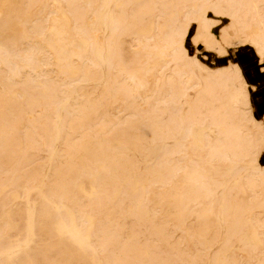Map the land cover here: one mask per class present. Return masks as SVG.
Here are the masks:
<instances>
[{
    "label": "rangeland",
    "instance_id": "rangeland-1",
    "mask_svg": "<svg viewBox=\"0 0 264 264\" xmlns=\"http://www.w3.org/2000/svg\"><path fill=\"white\" fill-rule=\"evenodd\" d=\"M246 1L120 0L119 18L111 19L105 0H82L89 5L85 32L75 34L71 18L63 20L62 43L75 51L76 64L46 71L24 68L10 26L17 12L0 15V264H264V207L250 211L264 195V126L245 121L260 147L248 157L246 146H237L239 155L226 160L220 157L229 152L218 146L222 126L212 119L238 90L237 69L254 108L264 100V63L240 44L246 34L234 23L253 11ZM140 4L148 7L138 11ZM172 31L174 45L157 35L166 39ZM226 34L227 55L216 44ZM160 67L181 83L206 68L207 84L182 100L167 97L166 86L135 105L140 86L148 89ZM7 70L23 78L6 81ZM182 109L214 147H184L186 119L173 132ZM243 166L246 175L262 169V194L241 189ZM69 211L82 242L59 231Z\"/></svg>",
    "mask_w": 264,
    "mask_h": 264
},
{
    "label": "bare ground",
    "instance_id": "bare-ground-1",
    "mask_svg": "<svg viewBox=\"0 0 264 264\" xmlns=\"http://www.w3.org/2000/svg\"><path fill=\"white\" fill-rule=\"evenodd\" d=\"M105 6L109 8L108 17L111 19H118L119 14L114 10L115 6L119 5L120 0H105ZM130 0H125L128 3ZM150 3L154 0H148ZM174 1V0H170ZM178 2H182L186 4L190 0H176ZM192 1V0H191ZM224 2L229 3L232 0H222ZM3 2V1H2ZM249 4L252 5L253 11H249L244 15L237 17L235 26L241 25L238 29L239 34H246L244 37H240V44L248 45L255 49L256 55L258 56L260 64L264 63V0H247ZM82 0H6L2 15L4 12H17V18L11 22V27L16 28L19 40L21 42L22 54L23 58L27 61L28 65H35L37 69L41 71H46L51 67L58 68L62 70V66L64 64H76L75 57L76 53L73 51L69 53V51L63 46V34L65 32L64 27L67 25L66 22H63L67 16L71 18V28L75 34H80L85 32L83 26V10L85 11L86 7L82 6ZM41 5V8L38 13L34 9ZM8 8L7 10L5 8ZM144 7H148L147 5H139L138 11L144 9ZM126 11V10H125ZM152 12L153 10H149ZM123 8L120 9V15L123 13ZM252 13V14H251ZM136 14V13H134ZM251 14V16H249ZM201 15V14H200ZM177 13L175 12V17L177 18ZM249 16V18H248ZM163 18L162 16H160ZM201 17V16H200ZM175 19V18H174ZM94 18L88 21V25L93 24ZM232 21V20H231ZM159 26V24H157ZM200 27V26H199ZM247 28H251L252 31L246 33L244 30ZM192 29V28H191ZM196 31V30H194ZM55 32V33H54ZM72 33V32H71ZM70 33V34H71ZM176 32L172 31L166 39L163 37L164 34L158 33L157 35L161 39L162 42L166 44L174 42V34ZM199 34V33H198ZM227 34L221 38V40L217 41L216 44L219 46L223 53L226 55L229 54L228 49H224L223 45L226 43ZM77 39V38H76ZM155 41V40H154ZM239 42V41H238ZM139 43L142 45H146V40H141ZM158 43V42H157ZM202 45V44H201ZM111 55L112 58L115 57L118 53L115 50V43L111 44ZM172 56L175 58L178 57L177 50L172 49ZM163 55H166L165 49L162 51ZM168 55V54H167ZM166 55V56H167ZM132 56V54L130 55ZM78 61V60H77ZM79 62V61H78ZM1 64V62H0ZM3 64V63H2ZM67 66V65H66ZM37 70V71H39ZM57 70V69H56ZM36 72V71H35ZM159 76L149 85L147 89L145 86H140V92L142 93V98L138 100L135 105L141 104L142 101H147V98H157L163 94L165 87L168 86V96H175L177 99H187V91L191 89L199 90L204 88V85L207 84V76H205L206 68L202 69L200 77H196L195 75L187 76L185 78V83H181L180 79H174L173 77L166 78L163 75V67L159 68ZM7 76L4 80L12 82L16 78H23V74L21 72L16 73L15 70H7ZM150 78V77H149ZM243 76L239 69L235 70V82L239 84L238 90L232 94L230 101H223V103L217 106L216 110L212 114V119L217 121V126H222L220 133L223 134V141L218 143L219 148L226 150V153L229 154L222 156L220 158L228 160V158H236L239 154L236 151L237 146H246L247 156L250 157L251 154L255 153L254 149L256 147H260L258 139H253L250 134L246 133L245 130L247 128L245 121L251 122L255 124V127L264 126L262 121H258L255 119L253 115L254 106L252 104L250 90L251 86L247 81H243ZM152 80V79H151ZM150 80V81H151ZM149 81V82H150ZM151 83V82H150ZM213 91V87L210 88ZM210 91V90H209ZM129 93V92H128ZM149 95H148V94ZM173 99L172 97H170ZM156 101V100H155ZM230 102L233 103L232 106ZM191 105V104H190ZM227 109H223V107H227ZM250 108V112L248 109ZM118 109V108H117ZM164 114V113H163ZM193 113H186L184 109L180 110L177 113L175 118L176 124L173 127V132L179 129V127L183 124L184 119L188 122L190 128L187 131V143L184 145L186 148L194 147L196 142L204 141L206 145L210 148L214 147L212 140L209 139L206 133L204 136H197L196 130L192 127L194 124ZM217 116V118L215 117ZM153 120V119H152ZM256 133V132H255ZM251 138V139H250ZM264 139H262L263 141ZM204 157V156H203ZM260 167V166H259ZM245 166L241 168L239 172L238 180L242 179L241 189H249L250 192L256 197L258 194H262V189L259 184L260 176L262 174V169L260 168L259 172H249V175H246V171L244 170ZM247 197V196H246ZM262 199L259 200L257 206L250 209V211H254L256 209H262L264 206V195L262 194ZM219 212V211H218ZM68 224L61 223L59 224V231L66 232L72 235V239L75 242H82V238L79 236L76 231L77 224L76 218L71 211L68 212ZM177 218V217H176ZM32 222L29 223V229H32ZM259 229V228H258ZM260 248V247H259ZM11 259V258H10ZM224 259V258H223Z\"/></svg>",
    "mask_w": 264,
    "mask_h": 264
},
{
    "label": "crops",
    "instance_id": "crops-1",
    "mask_svg": "<svg viewBox=\"0 0 264 264\" xmlns=\"http://www.w3.org/2000/svg\"><path fill=\"white\" fill-rule=\"evenodd\" d=\"M253 103V101H252ZM256 105H259V107L257 106V109L254 108V111H257L260 115H264V100H258L257 102H254ZM264 118V117H263Z\"/></svg>",
    "mask_w": 264,
    "mask_h": 264
}]
</instances>
